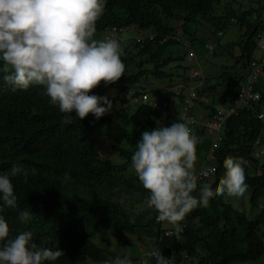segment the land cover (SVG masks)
Instances as JSON below:
<instances>
[{"label":"trees","instance_id":"16d2710c","mask_svg":"<svg viewBox=\"0 0 264 264\" xmlns=\"http://www.w3.org/2000/svg\"><path fill=\"white\" fill-rule=\"evenodd\" d=\"M261 5L264 6V0H106L107 13L96 27L103 30L106 26H136L155 32L154 39L149 36L143 45L122 43L126 71L133 66L136 72H125L121 82L149 84L150 78L173 81L175 77L163 69L184 61L186 53L180 51L179 46L183 45L176 40L159 43L164 37L173 34L198 47L217 39V33L227 30L229 22L236 19L240 28L247 29L244 37L247 42L244 47L243 41H238L223 49L227 62H234L229 67L233 69L252 58L253 16L259 15ZM217 8L221 9L219 13ZM172 21L180 24L176 27ZM198 22L206 25L204 37H198L196 30L194 33L187 30L188 24ZM179 28L181 32L175 33ZM238 47L242 48V54L235 56ZM175 76L188 81L186 73ZM219 79L214 89L221 86L224 74ZM224 81L228 85L237 84L244 81V76L227 73ZM110 87L120 89L117 83ZM169 92L166 90L167 96ZM262 100L254 110L246 109L228 120L227 137L216 153V183L225 174L226 157H243L248 162L245 193L250 194V210L239 212L232 204L224 203V195H217L207 207H197L185 217L180 223L185 225L181 229L183 240L178 241L174 226L168 223L174 235L163 234V222L156 221L158 213L145 204L149 193L131 168V157L142 132L158 126L155 112L147 106L125 112L124 120L133 123L137 131L125 135L122 142L110 139L114 146L106 152L102 150V142L109 139L108 131L99 125L111 122L109 117L97 120L89 114L80 120L75 112L62 113L50 103L43 86L33 85L23 94L13 95L0 109V172L14 164L29 169L27 182L22 176L13 179L18 206L5 207L0 215L8 220L12 237L31 230L37 243L43 241L45 246L64 251V256L48 264H102L117 254H128L137 262V251L133 249L136 243L130 239L127 245L111 240L109 245L111 248L114 245L115 251L99 245L103 241L102 228L108 223L125 234L138 235L137 241L141 243L158 246L172 264H180L185 256L197 258V264H264V160L252 157L254 141L264 134V121L258 119L264 92ZM209 143L200 141L197 160L204 159ZM203 183L211 182L198 181L194 195L199 194ZM216 183H212L213 189ZM3 203L0 193V205ZM135 205H139L136 210ZM21 211L32 214L29 223L18 219ZM122 247L127 253L123 254Z\"/></svg>","mask_w":264,"mask_h":264},{"label":"clouds","instance_id":"9594fccd","mask_svg":"<svg viewBox=\"0 0 264 264\" xmlns=\"http://www.w3.org/2000/svg\"><path fill=\"white\" fill-rule=\"evenodd\" d=\"M106 13V0H0V109L12 100L13 95L23 94L33 85L43 86L50 103L58 106L60 112H75L80 120L91 114L97 120L105 116L112 121L113 109L123 117L126 111L136 106L151 108L156 114L158 126L142 132L131 157V168L149 193L145 203L148 209L158 213L156 221L163 222V234L172 237L174 232L169 229L172 225L177 240L181 241V229L184 230L185 225L180 223L195 208L207 207L210 199L217 195H224L226 204L229 203L226 198L250 197L245 193L248 188L245 170L248 162L243 157H226L224 176L218 183L214 178L218 172L216 153L227 137L228 120L238 116L241 111L254 110L256 105L263 103L264 69L256 71V68L264 60V6L261 5L259 15L253 21L255 49L260 50L258 57H255L254 49L251 60L243 61L232 69L229 67L233 64L229 63L234 62H227L223 50L228 44L220 42L224 31L218 32L217 39H213L215 41L212 43L204 44L210 55L216 56L220 50V54L226 58L221 72L214 77L216 84L220 83L219 78L223 74L224 79L227 73L244 76V81L237 84L228 85L223 79L222 92H217L220 86L214 89L216 84L212 88L205 87L210 79L205 77L201 64L187 74V82L171 71L167 73L175 77L173 81L160 82L154 78L155 82L149 84L129 85L121 82L125 72H136L133 66L126 71L122 43L132 41L143 45L149 36L154 39L155 32H142L136 26H106L103 30H97V21ZM238 26L236 19L231 20L227 30L237 29L240 36L236 42L243 41L244 47L247 29ZM125 29L135 34L125 37ZM176 32H181V28ZM189 32L194 33L195 29ZM98 35L102 39H95ZM170 39L180 42L187 49L186 55L197 60L196 49L189 40L169 34L159 43ZM241 54L242 48L238 47L234 55ZM243 65L246 68L242 69ZM250 79L255 81L253 89L260 95L259 101L250 103L253 108L239 103V95L250 84ZM102 83L108 96L93 95L94 89H103ZM115 83L120 85V89L110 87ZM166 90L170 91L169 96ZM161 94L164 97H160ZM195 111L200 118L196 117ZM258 119L264 121V105ZM203 140H208L210 145L204 152V159L197 160L198 144ZM113 146L114 143L110 141V144H103L102 150L111 151ZM252 152L253 158L264 160V134L254 141ZM31 171L35 173V169ZM21 176L27 182L29 169L22 164H14L9 170L0 172V193L4 202L0 205V211L5 207L18 206L13 179ZM200 180L211 183L200 185L199 194L194 195ZM212 183H216L215 189ZM18 219L27 224L32 220V214L21 211ZM110 225L113 226L108 223L104 228ZM10 232L8 220L0 215V264H48L65 255L60 248L45 246L43 241L37 243L31 230L21 231L14 237ZM111 235L109 231L106 238L111 239ZM142 245L138 247L136 243L140 254H136L135 263L130 255L125 254V249V255L117 254L114 258L105 259L102 264H153L154 261L156 264H172L158 246H151L149 242ZM196 259L185 256L180 264H197Z\"/></svg>","mask_w":264,"mask_h":264},{"label":"rangeland","instance_id":"374dc122","mask_svg":"<svg viewBox=\"0 0 264 264\" xmlns=\"http://www.w3.org/2000/svg\"><path fill=\"white\" fill-rule=\"evenodd\" d=\"M221 11V9L217 8V12L219 13ZM257 17V13L254 14L253 19H255ZM203 23V22H202ZM200 22H198L197 24H188L187 25V30L189 31H193L194 29L196 30V34L199 37H204L203 34V28L206 26L204 23L202 24ZM172 25L177 26L179 25L178 22L176 21H172L171 22ZM239 27V26H238ZM148 30H144L142 32H146ZM141 33V32H140ZM123 34L124 36H131L133 34H135L132 30L130 29H125L123 30ZM240 33L239 31L236 30H225L223 36L220 38V42L221 44H231L232 42H236L239 39ZM95 39H102L101 35H98ZM212 41H215L213 39L211 40H207L206 43H212ZM180 51L185 55V53L187 54V49L184 46H179ZM196 49V53H197V60H193V58L189 57L188 55H186V59L182 62H176L173 64V66H169V67H165L163 70L166 72H173V74H189L191 69L194 67L198 68V65L201 64L202 67L201 69L204 72V75L206 78H209L210 80L208 82L205 83V87L206 88H212V86H214L217 82L216 79H214L215 76H217L226 61L225 56L220 54V50H218V54L216 56L210 55L208 53L207 48L203 45V46H198L195 47ZM255 57H258L260 55V50L258 48L255 49ZM233 63L230 62L229 65H232ZM148 82L153 83L155 82L153 79H149ZM103 89L101 91H93V95H98V96H105L107 95L106 92V86L103 84ZM224 89V86H220L217 89V92H222ZM230 91V89H229ZM108 96V95H107ZM160 97H164L163 94L160 95ZM130 112L126 111V114H128ZM111 113H113V120L111 122H109L107 125H99L101 128H105L108 131V140H105L104 142H102V144H110V139L116 140V141H124L125 139V135L128 134H134L137 131V127L131 123L130 121H126L123 119L122 115L120 114L119 111H117L116 109H113L111 111ZM195 115L197 118H200V114L198 112L195 111ZM98 135V134H97ZM103 147V146H102ZM106 148H110V147H106ZM101 149V148H100ZM244 199H241L240 197H235L236 199H228L226 198V201L231 203L234 208L238 211L244 212L245 210L249 211L250 210V197L249 195H243ZM146 204V203H145ZM139 207V205H135L133 207L134 210H136ZM171 225V224H168ZM111 231L112 235L111 238L112 239H108L106 238V234ZM101 236H102V242L99 241V245H103L105 247H109L108 250L112 249L113 250V246L112 248L110 247L109 243L110 241H118L120 243V239L122 242H127L129 241V239L133 242H136L138 247H143L142 244L146 243H141L139 241H137V237L138 235H134V234H125L124 231L121 230H117L114 229V227L112 225H110L109 228H104L101 231ZM104 239H107L106 241ZM123 251L125 250L124 247L121 248ZM133 249H136L137 253H139V250L135 247ZM135 253V252H134ZM258 264H262V263H258Z\"/></svg>","mask_w":264,"mask_h":264},{"label":"built area","instance_id":"2783aa9c","mask_svg":"<svg viewBox=\"0 0 264 264\" xmlns=\"http://www.w3.org/2000/svg\"><path fill=\"white\" fill-rule=\"evenodd\" d=\"M262 47L264 49V39L262 41ZM260 69H264V60H263L262 64L257 66L256 71H259ZM195 75H197V73H195ZM251 80L252 79L249 80L250 84L247 87H244L242 89V91L239 95V103L249 105V106H251V108H253L252 105H250V103H252L253 101H259L260 95L257 94L256 91H254L253 86L255 84V81H251ZM194 95L195 94H192V96H194ZM227 115H231V113H227ZM214 126L218 127V124L214 123Z\"/></svg>","mask_w":264,"mask_h":264}]
</instances>
